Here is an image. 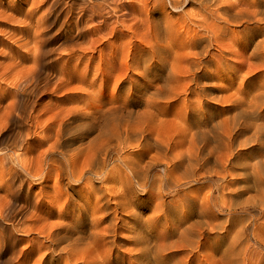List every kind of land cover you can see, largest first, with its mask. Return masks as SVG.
I'll list each match as a JSON object with an SVG mask.
<instances>
[{"label":"bare ground","instance_id":"bare-ground-1","mask_svg":"<svg viewBox=\"0 0 264 264\" xmlns=\"http://www.w3.org/2000/svg\"><path fill=\"white\" fill-rule=\"evenodd\" d=\"M158 1L163 10L158 18L147 17L140 8L141 17L136 22L150 23L147 30L152 42L136 36L137 41L130 43V49L141 47L140 54L130 58L136 65L133 69L155 77L142 89L151 88L152 95L159 96L169 87L174 91L171 97H177L181 92L174 84L182 81L183 73L186 94L199 91L219 105L227 103L230 109L221 118L220 108L206 110L203 101H198L196 108L188 101L165 110L158 102L146 100L140 111L129 109L125 102L117 106L114 103L101 111L104 117L100 112L89 115L81 109H64L40 123L52 109L54 99L39 107L38 71L30 69L21 74L16 93H4L0 98H11L5 120L18 125L14 139L0 140V190L5 192L4 200L0 199V244H13L10 237L14 232L41 235L47 244L22 255L30 259L35 252L43 251L34 264H127L132 255L136 257L132 264H237L241 254L236 251L244 228L240 218L252 220L254 211L264 215V73L258 72L264 71V0ZM20 3L43 9L38 25H53L57 12L69 8L68 17L78 7L77 23L72 25L79 28L80 36L94 35L91 47L82 49H91L93 54L97 52L95 34L99 29H89L88 21L109 25L108 21L116 16L115 8L104 12L98 0H19L12 5L10 1H0V27L19 25L17 33L24 41L37 33L30 26L35 12L31 10L23 19L14 20L12 16L22 12ZM187 3H196L199 9L186 12ZM170 7L181 9L180 28L170 22L162 24ZM188 21L193 22V28H185ZM232 26L243 28L233 32ZM118 32L124 29L110 28V35ZM40 34L38 52L17 50L13 46L18 42L14 40L8 44V53L35 61L43 59L50 50L41 49L47 39ZM1 37L0 34V40ZM238 37L242 39L239 42ZM179 38L183 42H178ZM120 47H112L108 58L114 59L101 71L110 81L116 77L114 74L125 76L130 69L126 60L117 63L115 50ZM238 47L248 51L250 66L254 67L245 72L233 93L211 96L204 86L207 80L217 77L210 68L216 64L212 49L216 48L223 57ZM121 49L126 51L127 47ZM218 64L230 68L224 57ZM243 69L235 70L236 75ZM254 71L257 74L248 76ZM70 75L77 76L75 72ZM94 83L95 80L89 82ZM104 88L105 83L94 97L98 101L105 97ZM84 94L88 95L84 91L79 99ZM66 96L57 100L63 101ZM172 108L180 109L182 119L177 113L167 118L174 113ZM38 129L44 134L39 136ZM94 131L96 135L91 136ZM75 141L79 148L66 149ZM45 143L49 145L39 154L38 163L46 168L41 171L34 170V160L9 154L11 146L21 148L27 155L33 153L34 145L42 147ZM52 172L59 190L53 200L65 199L58 216L45 207L43 198L36 200L35 210L25 216V207L16 205L24 183L21 177L31 184L47 185ZM32 190L31 185L27 198L32 197ZM149 201L151 213L144 217L142 210L149 207ZM136 205L142 208L130 210ZM122 212L129 221L119 216ZM177 213L181 218L176 221ZM52 216L59 220L38 224L41 218ZM130 220L128 235L119 239L120 222L126 226ZM28 221L32 224L18 228ZM236 227L240 228L230 230ZM126 240L130 247H125ZM176 248L190 253L181 257L174 253Z\"/></svg>","mask_w":264,"mask_h":264},{"label":"rangeland","instance_id":"rangeland-1","mask_svg":"<svg viewBox=\"0 0 264 264\" xmlns=\"http://www.w3.org/2000/svg\"><path fill=\"white\" fill-rule=\"evenodd\" d=\"M0 1H10V5L15 2H19V0ZM157 1L158 0H98V2L103 6L104 12H108L109 8H115L116 16L108 21L109 25H102L100 21H88L89 29H93V27H97L99 29L98 33L95 34L97 41L95 44L97 52L95 54H93L91 49H87L85 52L82 50L83 48L91 47L90 41L94 39V35L87 34L86 37L80 36L79 28H77L76 25H72L77 23L79 16L78 7L73 8L72 15L68 17L67 13L69 8H64L63 12H57V17L53 18L55 22L53 25H38V19L43 17V9H35V6L31 3L18 4L19 7L22 8V12L14 14L12 18L14 20L23 19L29 11L33 10L35 12V16L32 17L30 26L32 27V31L37 33L33 34L34 38L24 41L21 37L22 35L17 33L19 25L0 27V34L2 35L0 40V53H2L0 56V98L4 93L14 95L17 91L16 86L19 76L30 69H36L39 74V88L41 90L38 99H36L39 103V107L51 98L54 99L53 102L55 104H52V109L48 110L47 114L40 119V123L44 122L49 117L51 118L52 115L58 111L64 109H81L89 115H92L95 112H100L104 117L105 114L101 112L103 109L114 103H116L117 106L125 102V104H129V109L131 108L140 111L143 109V103H145L146 100L158 102L161 108L165 110H168L170 106L185 105L189 102H193L191 105L196 108L198 106L197 102L203 101V106L206 110L214 111V109L220 108L222 111H220L221 118H223V113L230 109V107L226 105L227 103L219 105L217 101L212 100L211 97H203L199 91H197L198 93L196 92L194 95L186 94L184 91L186 87V80L183 73H181L182 81L174 84L181 92V94L177 97H171L174 91L169 87H166L165 91L162 94H159V96L152 95L154 91L151 88L148 90L142 89L145 83H148V81L153 82L155 77L153 79V76L145 75L142 70L133 69L136 68V65L132 60H130V58L139 55L141 47L130 49V43L137 41L136 36L143 38L148 42H152L150 31L147 30L151 26L150 23L147 22L145 25H136V22L141 17L140 8H142L147 17H150L151 19L158 18L159 15L163 13V10L159 9V7H161L159 4L160 1ZM195 4L196 3H187L184 6V10L190 13L195 12L199 9ZM155 7H158V9L155 10ZM180 11L181 9L176 11L171 7L168 8L167 13L164 14L167 19L162 20V24L166 25L170 22L172 25H178L180 28L182 26L179 24L182 20V13H178ZM133 25L136 26L132 31H130V27H133ZM184 26L186 29L193 28L194 24L193 22L188 21ZM111 27L123 28L124 32H118L116 35H110ZM242 28L243 27L240 26L231 27L233 32H238ZM44 32H47L46 35L43 34ZM40 33H42L47 39L46 46H42L41 49L44 48V50H50V53H48L43 59L35 61L33 58L23 56L19 57L8 53L9 50H11L8 44H12V41L14 40L18 42V44L13 46L15 49L21 51L36 50L38 52L42 42V38L39 37V35H41ZM182 37L185 36L182 35ZM240 40H242L241 37H238L236 41L239 42ZM178 42H183V39L179 38ZM20 44H23L22 47ZM114 46L127 47L126 51L122 50L121 47L118 50H115V56L118 64L121 61H128L130 69L126 72L125 76L114 74L116 77L110 81L109 77H103L101 75V71L107 69V66L113 61L114 57L112 56L111 59L108 58V55L113 50L112 47ZM212 50L216 64L212 65L210 68L213 72H216L217 77L215 79L207 80L204 89L208 94H212L211 96L233 93L238 86H240L245 72L254 67L253 65L250 66L251 61L249 60V53L242 47L232 48L223 56L229 61L228 65L230 67L229 69H224L218 64L220 59L223 57L218 54L219 52L216 48ZM72 51L74 52L71 53ZM70 53L72 54L71 59H69ZM242 67H244L242 72L236 75L235 70H239ZM74 72L77 76L70 75ZM258 72L264 73L263 70H258ZM253 74H257V72L254 71L248 76ZM91 80H95L93 85L89 84ZM104 83L105 97L103 100L101 98V100L98 101L94 97L100 91L101 85ZM140 88L142 91H139ZM84 91H86L88 95L84 94L82 99H79V96H81ZM72 92H74V94H71ZM186 95H188L187 98ZM63 96H66L63 98L65 100H57V97ZM11 103L12 100L10 97L0 100V140L6 139L9 141L11 138L14 139L15 133L18 131V125L15 121L8 122L5 120L6 113L10 110ZM171 111L174 113L167 116L168 119L174 118L176 113L178 119H182L180 117H182L183 114H180V109L177 110V108H172ZM37 133H39V136L44 134L40 129L37 130ZM96 133L97 131H94L91 136H95ZM52 134H54V132L50 133L49 136H53ZM31 142H33V140H31ZM48 145L49 143H45L42 147H39L36 144L34 145L35 148L33 153H28L27 155H25V152L21 148L11 146L9 147V154L12 156L18 155L19 158L28 157L31 161L34 160V170L40 169L39 171H41L45 169L46 166L42 167L41 164L38 163L39 154L44 151ZM1 148H3V146L0 145V149ZM77 148H79V143L75 141L66 149ZM129 150L132 151L135 149L130 148ZM238 172L241 173L242 171L238 170ZM51 175V181L48 182L47 185L31 184L24 176L21 177L24 179V183L21 190V196L17 200L16 205L17 207H25V216L31 215V212L36 208L35 201L42 198L45 200V207L53 210L55 215L58 216V209L63 207L65 199H60L58 201L53 200L59 190L55 187V173L52 172ZM111 183L112 182H109L108 184ZM31 185L33 186L31 193L32 197L27 198L26 193L29 192ZM70 192L75 194L71 190ZM4 195L5 192L0 190V199L4 200ZM140 197L147 198L146 195L144 196L141 194ZM148 206L149 207L142 210V216L144 217L151 213V202ZM136 207L134 206L130 210H140V208H142L138 207V205H136ZM254 214H256V216L252 220H246V217L240 218V221L243 222L244 228L236 251L241 254L239 258H237V264H264V215L258 211H254ZM56 216L49 217L48 219L41 218V221L38 224H42L43 221L46 223L57 222L59 219ZM119 216L122 219L129 221L125 212H122ZM20 218L21 216L19 215L18 220ZM180 218V213L175 214L174 219L176 221ZM8 221L13 222L11 220ZM163 222L164 218L162 217L161 223ZM30 224H32V222L28 221L25 225L20 227L18 226V228H24ZM120 226L121 228L119 229L118 234L119 239L128 235L130 231L129 227L131 228V220L130 224H127L126 226L120 222ZM239 228L240 227L231 228L230 230L235 231ZM230 237H232V234ZM7 239L9 240V237H7ZM10 242L14 243L11 245L0 244V251H4L3 253L0 252V260L4 262L3 264H5L8 259L9 261L6 264H34L36 260L41 258L43 251L35 252L32 254L30 259H27L22 255L24 253L37 250L39 247L43 246V244H47L46 239L41 237L39 234L31 233L29 235L22 236L20 232H14V235L10 237ZM127 246L130 247V241L126 240L125 247ZM12 250L16 253H13ZM173 251L181 257H187L186 255L190 253V251H185V249L181 248H176ZM211 253L214 256L217 255L215 250H212ZM135 258L136 257L134 255L130 256V261H127V264H132Z\"/></svg>","mask_w":264,"mask_h":264}]
</instances>
